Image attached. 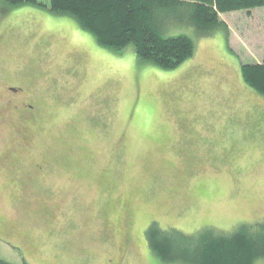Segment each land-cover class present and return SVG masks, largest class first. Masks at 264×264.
Listing matches in <instances>:
<instances>
[{"label": "rangeland", "instance_id": "obj_1", "mask_svg": "<svg viewBox=\"0 0 264 264\" xmlns=\"http://www.w3.org/2000/svg\"><path fill=\"white\" fill-rule=\"evenodd\" d=\"M39 1L0 0L1 260L166 264L151 222L191 235L264 219V96L240 69L263 58L264 6L221 13L227 34L205 37L167 19L163 35L195 51L166 70ZM19 100L34 123L18 122Z\"/></svg>", "mask_w": 264, "mask_h": 264}, {"label": "trees", "instance_id": "obj_2", "mask_svg": "<svg viewBox=\"0 0 264 264\" xmlns=\"http://www.w3.org/2000/svg\"><path fill=\"white\" fill-rule=\"evenodd\" d=\"M2 1L11 7L26 3L46 7L39 0ZM263 6L264 0H49L48 8L74 17L104 48L117 51L131 44L142 61L173 70L192 57L195 48L186 35H163L167 19L183 21L205 37L218 28L227 34L221 13ZM240 69L246 85L264 96V59L242 63ZM145 239L151 252L166 264H254L264 258V219L243 223L230 233L202 228L191 235L151 222ZM0 264L12 263L0 259Z\"/></svg>", "mask_w": 264, "mask_h": 264}, {"label": "flooded vegetation", "instance_id": "obj_3", "mask_svg": "<svg viewBox=\"0 0 264 264\" xmlns=\"http://www.w3.org/2000/svg\"><path fill=\"white\" fill-rule=\"evenodd\" d=\"M7 92L9 91V94L15 93L17 90L12 89L9 85L6 88ZM9 103V102H8ZM9 106L13 108L15 111H17L16 118L18 119V122L26 123V124H31L34 123L35 121V113H37V118H39V110L30 103H27L26 101L19 100L15 102L13 105L9 103ZM2 113L0 112V116ZM22 135L24 138L28 137V133L26 130L21 131Z\"/></svg>", "mask_w": 264, "mask_h": 264}, {"label": "crops", "instance_id": "obj_4", "mask_svg": "<svg viewBox=\"0 0 264 264\" xmlns=\"http://www.w3.org/2000/svg\"><path fill=\"white\" fill-rule=\"evenodd\" d=\"M251 54H253V53H251V51H250V53H249V55H251ZM248 55V56H249ZM250 57V56H249ZM263 58L261 59V61H255V62H250V63H261L262 61H263V59H264V55L262 56ZM250 63H246V64H250Z\"/></svg>", "mask_w": 264, "mask_h": 264}]
</instances>
